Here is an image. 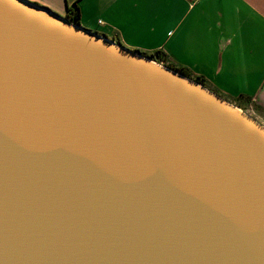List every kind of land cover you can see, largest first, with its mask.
I'll return each instance as SVG.
<instances>
[{"label":"water","instance_id":"obj_1","mask_svg":"<svg viewBox=\"0 0 264 264\" xmlns=\"http://www.w3.org/2000/svg\"><path fill=\"white\" fill-rule=\"evenodd\" d=\"M0 264H264V127L29 0H0Z\"/></svg>","mask_w":264,"mask_h":264},{"label":"crops","instance_id":"obj_2","mask_svg":"<svg viewBox=\"0 0 264 264\" xmlns=\"http://www.w3.org/2000/svg\"><path fill=\"white\" fill-rule=\"evenodd\" d=\"M29 1L62 17L75 3L83 29L158 52V64L199 77L226 102L264 118V0Z\"/></svg>","mask_w":264,"mask_h":264},{"label":"trees","instance_id":"obj_3","mask_svg":"<svg viewBox=\"0 0 264 264\" xmlns=\"http://www.w3.org/2000/svg\"><path fill=\"white\" fill-rule=\"evenodd\" d=\"M65 18L71 23V24H75V25H79V9L77 7V5L74 3L73 5H71L70 7L67 8V11H66V14H65ZM135 52H138L140 54H142L143 56L145 57H148L150 59H152L153 61L157 62V63H160L162 62V59L159 55L158 52H154V53H144V52H141L139 50H133ZM165 67H168L186 77H189V74L183 70V69H180V68H177L173 65H170V64H164ZM190 79L198 82L199 84L203 85V82L202 80L199 78V77H189ZM204 86V85H203Z\"/></svg>","mask_w":264,"mask_h":264},{"label":"rangeland","instance_id":"obj_4","mask_svg":"<svg viewBox=\"0 0 264 264\" xmlns=\"http://www.w3.org/2000/svg\"><path fill=\"white\" fill-rule=\"evenodd\" d=\"M208 86V85H206ZM233 104V103H232ZM234 105V104H233ZM235 106V105H234ZM241 110L247 114L250 118H252L253 120H255L257 123H259L261 126L264 127V118L263 117H259V115L257 114V112L255 110L251 111L250 108L245 107L244 109L241 108Z\"/></svg>","mask_w":264,"mask_h":264},{"label":"bare ground","instance_id":"obj_5","mask_svg":"<svg viewBox=\"0 0 264 264\" xmlns=\"http://www.w3.org/2000/svg\"><path fill=\"white\" fill-rule=\"evenodd\" d=\"M234 106V105H233ZM236 109H239V108H237L236 106H234Z\"/></svg>","mask_w":264,"mask_h":264}]
</instances>
